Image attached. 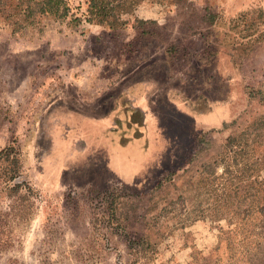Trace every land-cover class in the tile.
Here are the masks:
<instances>
[{"label": "rangeland", "instance_id": "374dc122", "mask_svg": "<svg viewBox=\"0 0 264 264\" xmlns=\"http://www.w3.org/2000/svg\"><path fill=\"white\" fill-rule=\"evenodd\" d=\"M68 4L20 29L0 12V151L35 192L0 162V264H264L241 213L264 195V0H141L116 30ZM138 84L162 141L130 179L90 132Z\"/></svg>", "mask_w": 264, "mask_h": 264}, {"label": "crops", "instance_id": "0c3cea01", "mask_svg": "<svg viewBox=\"0 0 264 264\" xmlns=\"http://www.w3.org/2000/svg\"><path fill=\"white\" fill-rule=\"evenodd\" d=\"M120 102L122 106L117 111L121 113L118 115V119H115L114 115H109L103 119L95 120L90 133L92 135L96 128L95 139L97 141L101 139L98 146L106 148V154L109 155L110 160L118 162L121 169L125 170L128 177L132 179L157 159L162 139H156L153 128L155 120L150 115L152 104L149 100V92L143 89L142 84L129 88ZM111 111L115 110L111 108ZM138 113L140 116L143 115V119L141 116L140 121L135 119V115ZM216 114L209 112L205 115L199 114L196 118L217 120L219 114ZM70 118L74 120L75 116ZM108 131L112 135L105 138V133Z\"/></svg>", "mask_w": 264, "mask_h": 264}, {"label": "trees", "instance_id": "16d2710c", "mask_svg": "<svg viewBox=\"0 0 264 264\" xmlns=\"http://www.w3.org/2000/svg\"><path fill=\"white\" fill-rule=\"evenodd\" d=\"M69 0H24L11 2V6L9 7V2L7 0H0V12L6 14L8 18H14L16 21L14 22L17 26V29L25 27V25H33L35 23V18L39 16H54L58 19H65L71 13V8L68 4ZM141 0H85V5L87 7L85 18L86 21L90 24H97L103 26H109L111 29L118 28L119 26H124L125 21L122 19L123 14H129L133 11L136 5L139 4ZM9 7L10 9L6 8ZM8 10V11H7ZM11 10V11H10ZM9 12V13H7ZM77 21H80V18L76 17L73 14ZM261 98V101L264 103V92H258ZM256 96V95H252ZM230 145L234 146L236 138L230 137L229 139ZM5 161L9 166L7 169V182H13L11 191L18 194L22 189H26L29 195H33L35 192L31 188L29 184L26 182L17 181L20 178V170L21 163L19 158V151L13 145H8L5 149L0 151V162ZM238 165V161H236ZM228 168L225 169V175ZM243 174L241 176H245L244 168L241 169ZM163 182H161L158 186L161 188ZM21 202V206L24 207V213L29 214L27 209L31 208V204H29L27 196H22L19 198ZM248 199V198H247ZM245 199V203L247 202ZM18 202V201H17ZM259 212L260 216L264 222V195L262 198V205L260 203L253 207H247L242 209L241 213L249 216L255 212Z\"/></svg>", "mask_w": 264, "mask_h": 264}]
</instances>
